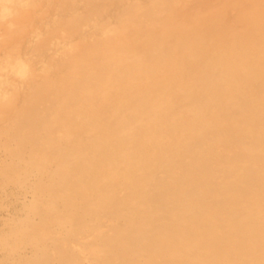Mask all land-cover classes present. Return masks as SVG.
Masks as SVG:
<instances>
[{"label":"bare ground","instance_id":"6f19581e","mask_svg":"<svg viewBox=\"0 0 264 264\" xmlns=\"http://www.w3.org/2000/svg\"><path fill=\"white\" fill-rule=\"evenodd\" d=\"M237 1L115 0L37 66L50 0H0V264H264V0Z\"/></svg>","mask_w":264,"mask_h":264},{"label":"rangeland","instance_id":"374dc122","mask_svg":"<svg viewBox=\"0 0 264 264\" xmlns=\"http://www.w3.org/2000/svg\"><path fill=\"white\" fill-rule=\"evenodd\" d=\"M141 1H144V0H141ZM241 1L242 0H238L237 2L240 3ZM83 2H87V3L89 2V4L91 3V5H94V10L90 8L89 5L86 7L84 5V8H83V5H81V3ZM48 4L49 5L39 6L37 8L38 13L36 17L34 19H31L32 26L39 28L38 30L40 31L38 33L41 34L43 38V40H40L39 42H37L38 39L35 40L36 42H33L30 48L31 50L35 51L40 56L41 61L37 62V66L38 65L40 66L44 62H47V63L49 62L50 60L49 58L51 57L52 52L55 49V43H57L58 40L60 39L61 33L63 34L65 39L69 40L70 37L75 36V33L78 30L82 31L83 28L85 27H87L86 28L87 30L89 28V25H91V23H101L104 26H109V27L114 26V24H116L119 21V18L121 17L120 15L125 14L124 9H120L118 6L115 5V0H50ZM167 5L168 4H165V8L169 10V5L168 6ZM89 8L90 10H88ZM91 10L93 11L91 12ZM75 11H76V14H78L77 18L76 19L73 18L72 21L68 20L70 16L72 15L75 16ZM143 11L147 13L151 12L148 6L144 8ZM147 13L145 16H147ZM58 19H61L58 21L59 23H57ZM95 45L97 44L95 43ZM5 52L6 51L3 49L0 50V58L6 54ZM19 52H20V56L25 58L26 54L28 53L27 47L25 44H21ZM17 103L19 105H22L21 99H18ZM5 202L11 203L12 201L8 200ZM5 202L2 204L3 205L1 208L2 211L0 209L2 214L3 215L5 213L8 214L9 211L10 213L12 211L14 212L15 211L14 202L13 204L5 203ZM122 223L123 222H121L120 220H118L117 222L118 225L119 224L121 225ZM101 241H102L101 238H99L97 243L99 244L101 243ZM100 245L98 246L101 249L102 253H104V255H107V258H108V255L111 254L110 250L106 246H104L103 243H101ZM121 261H123L122 264H130L129 262L127 263L128 259L126 260L121 259ZM148 263H144V264H148Z\"/></svg>","mask_w":264,"mask_h":264},{"label":"clouds","instance_id":"9594fccd","mask_svg":"<svg viewBox=\"0 0 264 264\" xmlns=\"http://www.w3.org/2000/svg\"><path fill=\"white\" fill-rule=\"evenodd\" d=\"M0 19H2V17H0ZM4 97L0 96V100H2Z\"/></svg>","mask_w":264,"mask_h":264}]
</instances>
